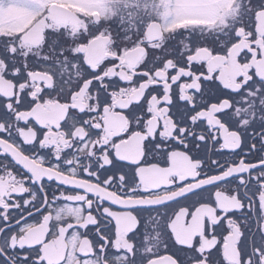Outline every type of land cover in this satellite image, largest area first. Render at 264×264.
I'll list each match as a JSON object with an SVG mask.
<instances>
[{
    "label": "snow or ice",
    "instance_id": "1",
    "mask_svg": "<svg viewBox=\"0 0 264 264\" xmlns=\"http://www.w3.org/2000/svg\"><path fill=\"white\" fill-rule=\"evenodd\" d=\"M0 264H264V0H0Z\"/></svg>",
    "mask_w": 264,
    "mask_h": 264
}]
</instances>
